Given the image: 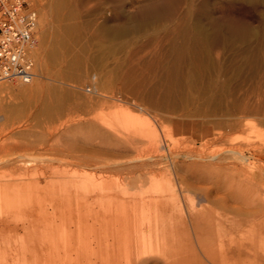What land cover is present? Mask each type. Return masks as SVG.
<instances>
[{
    "label": "rangeland",
    "instance_id": "obj_1",
    "mask_svg": "<svg viewBox=\"0 0 264 264\" xmlns=\"http://www.w3.org/2000/svg\"><path fill=\"white\" fill-rule=\"evenodd\" d=\"M33 2L34 76L0 83V264H261L264 0Z\"/></svg>",
    "mask_w": 264,
    "mask_h": 264
},
{
    "label": "built area",
    "instance_id": "obj_2",
    "mask_svg": "<svg viewBox=\"0 0 264 264\" xmlns=\"http://www.w3.org/2000/svg\"><path fill=\"white\" fill-rule=\"evenodd\" d=\"M37 30L32 0H0V83L31 80Z\"/></svg>",
    "mask_w": 264,
    "mask_h": 264
},
{
    "label": "bare ground",
    "instance_id": "obj_3",
    "mask_svg": "<svg viewBox=\"0 0 264 264\" xmlns=\"http://www.w3.org/2000/svg\"><path fill=\"white\" fill-rule=\"evenodd\" d=\"M32 1H33V0H32ZM35 7H36V6H35ZM36 9H37V7H36ZM37 12H38V9H37ZM38 17H39V13H38ZM37 44H38V32H37ZM37 44H36V46H35V48H34V50H33V53H32V54H33V59H34V65H33V76H34V68H35V53H36V51H37V46H38ZM13 83H16V82H13ZM6 84H11V83H6ZM262 150H263V149H262ZM233 151H234L233 148L230 147V148H228V150H227L226 152L231 153V155H232V154L235 153V152L233 153ZM261 152H262V151H261ZM235 154H238V153H235ZM229 157H230V156H229ZM229 157H228V158H229ZM242 157H243V156H242ZM257 170H258V169H257ZM235 187H236V186H235ZM233 189H234V188H233ZM237 189H238V186H237ZM239 189H240V187H239ZM234 190H235V189H234ZM234 190H233V191H234ZM233 191H232V192H233ZM235 191H236V190H235ZM235 191H234V192H235ZM236 193H239V191L236 192ZM246 193H247V192H246ZM239 195H240V193H239ZM239 195H235V196H239ZM245 196H247V195H245ZM249 196H250V195H249ZM240 197H242V196L240 195ZM243 197H244V196H243ZM250 197H251V196H250ZM224 198H225V197H224ZM242 199L245 200L244 198H242ZM247 199H248V198H247ZM243 200H242V202H243ZM248 200H249V199H248ZM249 202H251V201H249ZM248 205H250V204L247 203V206H248ZM251 205H252V204H251ZM249 208H250V207H249ZM240 209H241V208H240ZM250 209H251V208H250ZM260 211H261V210H259V212H260ZM238 212H239V211H238ZM253 212H254V211H253ZM261 212H262V211H261ZM248 213H249V212H248ZM246 214H247V212H246ZM263 215H264V214H263ZM252 217L254 218V216H252ZM259 217H260V216H259ZM259 217H257V218H259ZM263 217H264V216H263ZM245 218H246V217H245ZM259 219H260V218H259ZM252 221H253V220H252ZM250 222H251V221H250ZM253 222H254V221H253ZM255 222H256V221H255ZM261 222H262V221H261ZM261 222H260V223H261ZM251 223H252V222H251ZM260 223H259V224H260ZM230 224H231V223H230ZM240 225H241V224H240ZM258 226H260V225H258ZM226 228H227V227H226ZM234 228H235V227H234ZM229 230H230V229H229ZM229 232H230V231H229ZM237 245H238V244H237ZM236 248H237V247H236ZM248 249H249V248H248ZM234 250H235V249H234ZM249 254H250V252H249ZM249 254H248V255H249ZM252 254H253V255H252ZM252 254H250V255H251V257H254L255 260H259V262H260L261 264H262V262H264V254H263V253L260 254V253L253 252ZM207 255H208V254H207ZM239 255H240V254H239ZM250 255H249V256H250ZM231 256H232V255H231ZM245 256H246V255H245ZM257 262H258V261H257ZM244 263H245V262H244ZM250 264H251V263H250ZM256 264H257V263H256Z\"/></svg>",
    "mask_w": 264,
    "mask_h": 264
}]
</instances>
